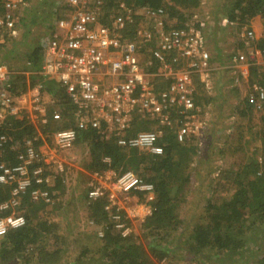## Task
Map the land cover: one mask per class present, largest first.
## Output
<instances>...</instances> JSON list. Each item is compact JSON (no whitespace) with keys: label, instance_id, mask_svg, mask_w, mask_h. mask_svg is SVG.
Segmentation results:
<instances>
[{"label":"rangeland","instance_id":"rangeland-1","mask_svg":"<svg viewBox=\"0 0 264 264\" xmlns=\"http://www.w3.org/2000/svg\"><path fill=\"white\" fill-rule=\"evenodd\" d=\"M35 1L41 2L40 7H36ZM54 1L56 3L59 2L57 5L61 6L62 0H53L52 2ZM96 1L88 0V8L94 5L98 6ZM44 2L45 0H34L33 12H28L27 19L17 25L16 34L13 36L14 40L12 43L9 41L10 43L6 47V50H13L7 63L12 67H9L10 70L8 69L9 80L13 82L16 80L18 85H21L20 78H17L20 74L18 71L26 61L24 58L28 55L27 52L38 44L42 45L44 49L52 37L63 35L62 30L58 27L59 21L56 23L49 22L51 19L53 21L55 13L52 12L53 7L49 3ZM163 5L166 9L168 22L172 25L178 24L181 17L171 16L172 12L169 6H172V3L169 0H164ZM231 5L232 0H201L198 8L187 11L188 13H193L195 17L188 18L187 23L196 29L202 25L201 28L207 31V33L205 32L206 52L213 58L212 63L210 62L213 69L212 79L209 81V89L199 77L195 78L194 82V91L198 96L199 102L198 111L193 120L194 125L192 128H187L188 133L184 141L181 142L182 145L185 143L192 145L193 149H190L192 156L189 151L176 155L182 165L188 164L189 166L187 171L189 172V178L183 184L186 192L183 195L184 197L181 198V203L178 205L177 210L178 217L182 222L174 241V246H177L178 249H182L187 245V237L190 236L192 229L201 221L202 206L212 196V193L218 191L220 194L227 195L234 189L232 183L229 184L220 179V172L227 170L231 176L230 171L236 172L254 157L253 153L255 151H259L262 148L261 116L263 112L256 111L255 108L247 111L246 98L251 101V96L257 95L259 87L264 89V72L256 71V78L254 76L250 80L249 76L246 82L245 79L242 80L240 78L239 83L235 84V78L232 79L230 74V69L234 67L231 66V59H229V57L242 52L248 58L249 67H252L251 65L258 66L257 64H251V61L261 49L256 44L258 40H255L254 43H245V34L249 30L248 21L252 19H248L246 24L242 23L241 20L239 22H229L226 10ZM126 8L122 7L120 11L116 10L114 13L106 14L105 17L108 18V22L112 23V26L117 25L119 27L121 25L119 20L123 22L126 19L125 16L129 17L130 20H125L124 26L126 30L128 29L127 32L136 34L134 40L138 41L143 33L152 31L153 25L144 16L142 9L135 7V5L133 9ZM257 16H259L264 29V18L261 15ZM52 24L55 26L54 30ZM127 25L130 26L127 27ZM1 48L0 52L3 56L7 52H4L5 50ZM145 51V61L148 62L150 48ZM38 72L40 70L28 72L27 75H34L32 77L34 78ZM255 79L258 82H254ZM36 80L35 82L38 84V79ZM28 81L29 79H27ZM158 83L160 84L161 81L159 80ZM154 84H156L155 81ZM41 96L42 102L46 107V113L45 116H39V118L45 119L46 123L39 125L38 131L35 128L38 139L34 138L32 140L38 142L39 147L45 146L41 153L45 160V174L50 179V183L61 177L63 185L60 190H51V201L39 213L40 218H46L52 224L51 231L53 236L48 244L50 250H47V252L41 251V253L37 252L29 264H70L86 248L88 252L82 258L83 261L86 262L85 264H88V262H90L89 264H95L97 249L100 244L98 239L101 238L100 232L104 233V226L94 223L90 208L93 202L89 199V192L99 188L100 183H112L116 178L129 171L124 173L115 170L101 173L89 171L88 167L92 163L93 150L91 142L86 139L80 140L78 143L75 142L68 151L55 154V134L74 126L75 112L72 109V105L68 103L64 88L58 83L51 85V88L43 90ZM128 117L130 126L127 134L136 135L141 132L156 131L160 130L159 127L162 126L155 120L150 119L136 105L129 109ZM21 119L27 118L25 116L16 117L10 115L7 110L0 108V125ZM170 120L168 121L169 124L171 123ZM132 121H134L133 126H131ZM39 132L43 138H40ZM256 135L260 141L257 139L254 142ZM19 143L15 142L11 150L20 152ZM127 150H137L141 154L155 155L145 149ZM5 157L6 155L0 156L1 161L5 162ZM103 160L105 163L109 162L104 157ZM130 172L137 176L135 172ZM54 182L52 185L50 184L51 187L54 186ZM0 187V194H5L9 191L8 186ZM115 196L120 208L122 222L130 232L129 236L125 238L130 237L132 234L142 238L140 225H142L145 218L151 215V206L155 200V195L132 193L127 195L117 194ZM103 199L107 201L108 196L106 195ZM23 201L24 198L22 197L20 206L11 210L12 214L23 215L24 212L20 210ZM108 222L111 223L109 219ZM258 230L260 235H263L264 226L258 227ZM116 233L121 236L118 231ZM4 235L0 236V241ZM257 241L261 243V250L257 251L254 248L253 252L247 253L242 260L233 259L231 260L233 262H231V258H229L224 261V259H218L216 256H212L210 259L209 255L206 254L201 257V260H206L205 264H258L259 259L264 256V235L262 238H258ZM140 242L144 241L140 239ZM248 247H255L251 240L248 241L246 249ZM23 255L26 258L27 252ZM173 257H175L173 264H189L194 261L193 257L190 256L178 257L175 255ZM208 257L209 259H207ZM14 261L15 259L12 260V262ZM14 264H24V262L17 258V262ZM155 264H171V262L162 260L160 262L155 261Z\"/></svg>","mask_w":264,"mask_h":264},{"label":"built area","instance_id":"built-area-1","mask_svg":"<svg viewBox=\"0 0 264 264\" xmlns=\"http://www.w3.org/2000/svg\"><path fill=\"white\" fill-rule=\"evenodd\" d=\"M62 3L70 10L65 11L58 23L63 35L52 37L44 49L39 73L43 82L14 94L8 69L0 66V108L16 117L25 116L27 120L45 116L46 107L41 99L44 82L56 80L75 108L79 129L91 126L105 138H115L119 147L162 154V148L158 146L160 132H141L128 137V111L136 105L161 125H166L171 116L176 115L172 111L182 115V125L175 135L178 142H183L187 128L194 125L192 115L198 111L194 102L196 76L202 79L206 87L209 86L211 57L205 49V33L191 25L176 28L168 22L164 8L146 5L143 8L144 16L152 22L153 29L143 33L138 41L130 40L123 36L124 23L130 20L129 17L125 16L126 21L123 22L119 20L120 27L108 26L100 21L96 8H88V0H62ZM26 6L24 0H1L0 45L5 42V37L16 34L17 15L19 13L21 16ZM123 8L127 9L125 6ZM255 40V33L248 30L245 43H254ZM152 44L154 46L150 48L149 56L159 66V72H150L152 63L142 58V50ZM259 52L264 57V48ZM246 62L245 53L232 57L235 65ZM156 78L169 81V86L156 92ZM239 80V76L235 77L234 83H239ZM251 101L256 111H262V87L258 88L256 96H251ZM41 122L45 124L46 120L41 119ZM77 136V129L57 132L54 153L70 150ZM8 142V136L0 133V156ZM17 161V164L0 163V186L10 189V197L0 203V236L25 226V217L12 214L11 210L20 206L22 197L27 193L34 201H51L49 191L44 190L50 183L45 174V160L35 147L34 140L25 141L24 150L18 154ZM100 184L99 188L89 192V199L94 202L107 195L104 210L113 229L121 233L122 238L129 236L115 195L134 192L154 196V186L130 171L112 183ZM100 236L103 237L102 232Z\"/></svg>","mask_w":264,"mask_h":264},{"label":"trees","instance_id":"trees-1","mask_svg":"<svg viewBox=\"0 0 264 264\" xmlns=\"http://www.w3.org/2000/svg\"><path fill=\"white\" fill-rule=\"evenodd\" d=\"M52 1L53 0H50L48 2V0H45L44 3H49L51 7H53L52 12H54L55 15L53 21L51 19L49 22L56 23L62 19L65 11H68L69 6H64V3L59 6L57 5L59 2L56 3V1ZM119 1L120 0H97L96 4L98 5V3H100V5H94L91 8H96L98 10L100 21L108 26H112V23L108 22V18L105 17L106 14L108 15L111 12L114 13L116 10L120 11L123 6L133 9L135 5V7L142 9V11L146 5H150L153 8L162 7L165 9L163 5L164 0ZM169 1L172 3V6H169L172 12L171 16L181 17L180 22L174 25L179 29L186 28L189 25L187 23L188 18L194 17L193 13H188L187 11L198 8L201 4V0ZM24 2L27 6L24 8L21 16L18 13L17 25L23 23L24 20L27 19L28 12L32 13L34 10V0H24ZM35 3L36 7H40L41 2L35 1ZM263 6L264 0H232L231 7L229 9L225 8L227 9L229 22H239L241 20L242 23L246 24L248 19L257 15H261L264 18ZM17 12L19 11L17 10ZM150 23L152 24L151 21ZM129 26L127 25V27ZM54 27V24H52L53 30ZM201 27L202 25L198 26L197 30H201ZM127 30L126 28L123 29L124 38L134 40L136 34L127 32ZM13 40L14 37H5V42L0 45V48L2 47L1 49L7 52L3 56L0 52V66H5L7 69L10 67L7 63L13 50H6V47L8 43H12ZM256 44H258L260 49H263L264 38H261ZM152 46H154V44L150 45L149 48ZM44 49L42 45L38 44L32 48L31 51L27 52L28 55L24 58L26 61L18 71L20 74L17 78H20L21 85H18L16 80L14 82L10 80L12 93L25 92L29 87H34V85L37 84L35 82L36 79H38V82H43L42 76L36 75L34 78H32L34 75H29L28 78L25 76L28 72H37L40 70ZM14 50L16 51L15 47ZM145 52V50H142L143 60H146ZM251 66L252 67H249L250 80L255 76L256 71L260 70L264 72V65ZM159 71V66L154 61V65L150 68V72ZM198 77L199 76H196V78ZM27 79H29V85L26 83ZM158 79L160 80V78L154 79L156 83V92L165 90L169 86V81H161V79V83L159 84ZM254 82L258 81L255 79ZM44 83L47 89L55 84L52 81ZM194 98L195 105L198 108V96L195 92ZM68 103L71 105L69 99ZM246 105L247 111L254 109V103L248 98H246ZM72 109L75 112L73 106ZM172 112L176 115L171 116V123L165 126L162 125L159 127L160 130H156L161 133L158 140V146L161 147L163 151L161 155L141 154L138 153L137 150L128 151L125 148L119 147L115 138H105L103 134H100L99 131L91 126L87 129H79L75 119L74 126L71 127V129H77L78 136L76 143L86 139L89 140L92 145V163L88 167L89 171L100 173L108 170L120 171V173L133 171L146 183L154 186L155 200L151 206V215L145 218L142 225H140L142 238L134 234L128 238H121V236L116 233L112 224L108 222V213L104 210L106 199L94 201L93 204L90 205L94 223L104 226L103 237L98 239L100 240V244L97 249L95 264H155V261L160 262L162 260H169V262L173 264L175 261V257L173 256L175 255L178 257H193V263L189 264H205L206 260H201L204 254L209 255L210 259L212 256H216L218 259H224V261L231 258V261L233 259L242 260L247 253L253 252L254 248H256L257 251L261 250V243H258L257 239L262 238L264 235V233L260 235L258 230V227L264 226V103L261 116L262 148L260 150L258 149L260 152L255 151L253 153L254 157L242 165L236 172L230 171L231 176L227 170L220 172V179L229 184L232 183L234 189L227 195L220 194L218 191L216 193L213 192L212 196L204 202L201 221L192 229L190 236H188L186 240L187 245L182 249H178L177 246H174V241L176 239L175 235L177 230L182 224L178 217L177 210L178 205L181 203L180 200L184 197L183 195L186 192L183 184L184 181L189 178V172H187L189 166L188 164L182 165L176 158V155H180L184 151H189V154L192 156V151L190 149L193 148L191 144L185 143L182 145L178 142L175 131L180 127L183 116H179L175 111ZM196 115L197 112L193 113V119ZM156 122L158 123V121ZM133 124L134 121L131 122V126H133ZM0 133L6 134L9 138L11 137L3 153L4 156L6 155L4 160L8 164L18 163L17 156L24 150L25 141L34 138L38 139L34 125L27 119L15 120L0 125ZM130 136L134 135L128 134V137ZM257 139L259 140V137L256 135L254 142H256ZM15 142H20V152L11 150ZM34 145L38 148V142L34 141ZM103 157L104 159H108L109 162L105 163ZM1 162L4 161L0 159V163ZM60 178L55 179V182L52 181V183H49L44 189L49 190L51 199V190H60L63 185L62 179ZM53 182L54 186L51 187ZM9 193L10 189L5 194H0V203L6 201L10 197ZM138 194L144 195V193ZM23 198L24 201L20 210L24 212L23 216L26 219V224L22 228L8 231L2 237L0 241V264H14L17 262V258H20L24 264H29L37 252L41 253V251L47 252V250H50L48 244L53 236L51 231L52 224L48 222L46 218H40L39 214L49 203L43 200L34 201L29 193ZM140 239L144 242L141 243ZM250 240L255 247H248L246 249L248 241ZM26 252L27 257L25 258L23 254H26ZM87 252V248L81 251L80 254L75 257V261L70 264H85L86 262H84L82 258L87 255ZM209 257L207 259H209ZM14 259L15 261L12 262ZM89 263L90 262H88V264ZM257 263L264 264V256L259 259Z\"/></svg>","mask_w":264,"mask_h":264},{"label":"crops","instance_id":"crops-1","mask_svg":"<svg viewBox=\"0 0 264 264\" xmlns=\"http://www.w3.org/2000/svg\"><path fill=\"white\" fill-rule=\"evenodd\" d=\"M252 20H249L248 21V25H249V30H252L254 33H255V39L256 40H260L262 37H263V26L261 25V20H260V18H259V16H257V17H253V18H251ZM201 31L202 32H206L207 33V31L205 30V29H202L201 28ZM206 33H205V35H206ZM205 49H206V45H205ZM239 53H242V52H239ZM239 53H237V54H239ZM237 54H235V55H237ZM235 55H233V56H235ZM148 56V55H147ZM233 56H231V57H229V59H231V66L232 67H234V68H231L230 70H231V78L232 79H234L235 77H237V76H239V79L240 78H242V80H244L245 79V82L248 80V77H249V61H248V58H247V62L246 63H244V64H237V65H235L234 63H232V57ZM43 57H44V54H43ZM149 57V61L152 63V66L154 65V61L152 60V59H150V56H148ZM211 57V60H210V62L212 63V61H213V58H212V56H210ZM247 57V56H246ZM143 58V57H142ZM145 59V58H144ZM252 62H254V63H252ZM42 64H43V61H42ZM251 64H257V65H259V66H263L264 65V57H262L261 55H260V52L257 54V55H255L254 56V59H253V61H251ZM42 66V65H41ZM151 66V67H152ZM41 68V67H40ZM210 78H209V81L212 79V69L213 68H211V65H210ZM40 72H38L36 75H39L40 76V74H39ZM28 73H26V76H28L27 75ZM30 75V74H29ZM25 76V77H26ZM29 77V76H28ZM27 77V78H28ZM46 82V81H45ZM52 82H54L55 84L57 83L56 82V80H52ZM26 83L29 85V83L27 82V80H26ZM54 84V85H55ZM210 84V82L208 83V85ZM31 87H29L28 89H30ZM210 88V85L208 86V89ZM45 89H46V87H45ZM194 89H195V87H194ZM28 121L29 122H31V124L32 125H34V127L37 129L38 128V126L39 125H41L42 124V122H41V119L39 118V116H36V117H33V118H31V119H28ZM37 131H38V129H37ZM39 134V136H40V138H43V136H42V134H40V132L38 133ZM44 148H45V146L43 145L42 147H39L38 146V149L40 150V151H43L44 150Z\"/></svg>","mask_w":264,"mask_h":264}]
</instances>
